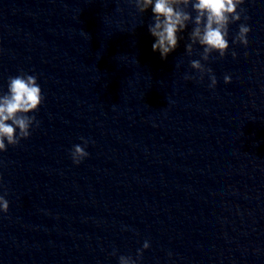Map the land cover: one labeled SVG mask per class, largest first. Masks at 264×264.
<instances>
[{
  "label": "clouds",
  "instance_id": "clouds-1",
  "mask_svg": "<svg viewBox=\"0 0 264 264\" xmlns=\"http://www.w3.org/2000/svg\"><path fill=\"white\" fill-rule=\"evenodd\" d=\"M134 3L140 13H144L149 8L153 14V22L149 24L148 31L155 38L152 44L153 52H159L161 59H166L179 44L181 37L178 33L186 30L188 25H193L189 33L190 43L185 45L188 55H192L193 46L199 44L203 51L199 60H191L190 67L199 73L202 81L207 75L210 88H215L217 78L212 68L206 67L212 53H218L223 58L229 49V25L241 21L245 12L241 5L245 0H129ZM191 6L196 13L195 17L188 11ZM246 21L248 17L243 16ZM251 27L247 23H240L238 31L232 38L233 44H240L247 47L249 44L248 34ZM233 59L237 53H231ZM176 67H179L177 65ZM185 79H196L194 76L185 75ZM224 83H231V76H224ZM45 96L35 75L21 72L16 76L9 77L6 93L0 94V152L7 151L9 146H17L21 140L31 136V129L35 125L39 126V121L35 115L40 105L44 103ZM83 140V146L73 145L71 159L74 164L79 165L89 153L85 150L88 144ZM9 201L5 195H0V211L7 213ZM148 241L143 243L141 249L137 250L136 258L132 256H119V264H138L142 258L143 251L148 249ZM116 255V252L112 253Z\"/></svg>",
  "mask_w": 264,
  "mask_h": 264
}]
</instances>
